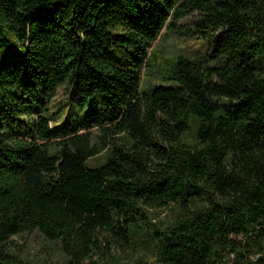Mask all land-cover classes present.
Segmentation results:
<instances>
[{
    "label": "trees",
    "instance_id": "16d2710c",
    "mask_svg": "<svg viewBox=\"0 0 264 264\" xmlns=\"http://www.w3.org/2000/svg\"><path fill=\"white\" fill-rule=\"evenodd\" d=\"M186 16L221 36L143 89ZM61 86L83 110L63 130ZM35 231L63 253L46 264H264V0H0V264H30L11 243Z\"/></svg>",
    "mask_w": 264,
    "mask_h": 264
},
{
    "label": "rangeland",
    "instance_id": "374dc122",
    "mask_svg": "<svg viewBox=\"0 0 264 264\" xmlns=\"http://www.w3.org/2000/svg\"><path fill=\"white\" fill-rule=\"evenodd\" d=\"M193 20V16H186L176 22L175 28L164 27L160 35L147 47L148 61L141 72L143 89L156 83L168 85L166 77L169 73L170 64L176 56L186 55L191 59L200 60L207 57L211 47L221 34H216L212 39L202 38L191 31L194 27ZM111 57L116 60L114 54ZM45 108L47 109L45 115L51 121V126L59 130H63L71 121L74 122L79 116L83 115V110L76 105V97L70 93L67 86L59 87L57 94L46 103ZM192 131L193 129H191ZM190 137V134H188V140ZM101 158L102 153L90 159L88 163L95 164ZM152 212L157 215L156 218L162 221L170 217L169 210L166 209H162L161 212L152 210ZM12 240L13 253L22 261L30 264L60 263L64 258L59 242L44 237L38 231L14 236ZM108 251L109 255L106 257L103 258L97 252L94 258H102L108 264H135L136 260L152 262L148 251L142 247L135 250L111 248ZM111 256L116 258V262L113 260L115 263H113ZM230 258L229 264H235V257L230 255ZM139 264L143 263L140 261Z\"/></svg>",
    "mask_w": 264,
    "mask_h": 264
}]
</instances>
